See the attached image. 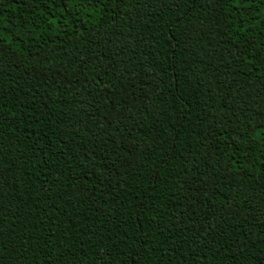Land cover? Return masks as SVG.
I'll use <instances>...</instances> for the list:
<instances>
[{"label": "trees", "instance_id": "16d2710c", "mask_svg": "<svg viewBox=\"0 0 264 264\" xmlns=\"http://www.w3.org/2000/svg\"><path fill=\"white\" fill-rule=\"evenodd\" d=\"M0 264H264V0H0Z\"/></svg>", "mask_w": 264, "mask_h": 264}]
</instances>
